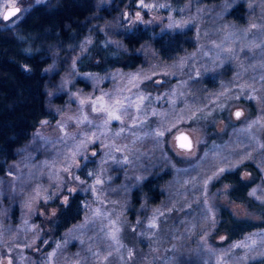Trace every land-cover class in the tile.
Wrapping results in <instances>:
<instances>
[{"label":"rangeland","instance_id":"rangeland-1","mask_svg":"<svg viewBox=\"0 0 264 264\" xmlns=\"http://www.w3.org/2000/svg\"><path fill=\"white\" fill-rule=\"evenodd\" d=\"M49 1L0 0V27ZM88 22L78 45L50 50L53 119L0 176V264H264V0H97ZM139 29V64L88 66ZM174 36L190 45L163 60L153 43ZM236 172L238 201L223 180ZM76 193L81 219L55 235Z\"/></svg>","mask_w":264,"mask_h":264},{"label":"trees","instance_id":"trees-1","mask_svg":"<svg viewBox=\"0 0 264 264\" xmlns=\"http://www.w3.org/2000/svg\"><path fill=\"white\" fill-rule=\"evenodd\" d=\"M96 1L51 0L32 7L15 29L0 27V176L5 174L9 163L15 159L16 150L30 139L40 122L53 119L45 106L47 75L44 70L50 63V50L60 46L74 47L81 42L87 35L88 18L95 11ZM220 1L203 0L206 4ZM163 38L153 44L166 61L173 60L190 45L189 40L179 36L168 37L166 41ZM150 39L149 31L136 30L123 37L126 52L120 51L112 58L106 50L98 48L97 53L101 54L93 55L87 64L96 67L114 61L121 67H134L141 59L131 50ZM94 57H101L102 62L94 64ZM149 88H156L153 82L149 83ZM246 169L257 174L252 165ZM224 177V181L232 184L230 197L240 200L238 196L244 194V185L239 173ZM81 213V196L76 193L69 197L67 204L58 206L55 217L49 222L55 235L79 221ZM225 217L227 223L230 221L225 224L228 230L232 226L239 227L227 214Z\"/></svg>","mask_w":264,"mask_h":264},{"label":"water","instance_id":"water-1","mask_svg":"<svg viewBox=\"0 0 264 264\" xmlns=\"http://www.w3.org/2000/svg\"><path fill=\"white\" fill-rule=\"evenodd\" d=\"M14 7H9L5 10L4 14H3V19H4V15L9 14L10 12L13 11ZM15 8H19V7H15ZM20 9V8H19ZM20 12V11H19ZM19 12H17L15 15H9V18L5 21H8L10 19H12L13 17H15ZM176 140V144L180 149H184V150H191L193 148V140L191 138V136L185 132L182 131L180 133H178L175 137ZM181 145H184V147H181Z\"/></svg>","mask_w":264,"mask_h":264},{"label":"snow or ice","instance_id":"snow-or-ice-1","mask_svg":"<svg viewBox=\"0 0 264 264\" xmlns=\"http://www.w3.org/2000/svg\"><path fill=\"white\" fill-rule=\"evenodd\" d=\"M20 11V9L19 8H13V11L12 12H10L9 14H6V15H4V19H8L9 18V15H15L17 12H19ZM236 115H237V117H239L240 116V113L239 112H237L236 113ZM161 135H162V133H161ZM181 147H184V145H181Z\"/></svg>","mask_w":264,"mask_h":264}]
</instances>
